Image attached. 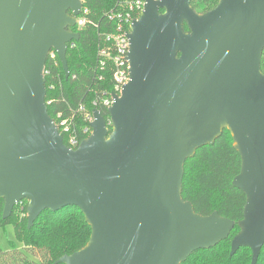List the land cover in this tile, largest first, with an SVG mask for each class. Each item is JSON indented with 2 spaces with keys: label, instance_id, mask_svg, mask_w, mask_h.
<instances>
[{
  "label": "water",
  "instance_id": "95a60500",
  "mask_svg": "<svg viewBox=\"0 0 264 264\" xmlns=\"http://www.w3.org/2000/svg\"><path fill=\"white\" fill-rule=\"evenodd\" d=\"M146 0L130 26L129 82L91 134L63 143L45 102L54 50L65 79L81 0H0L2 219L27 201V227L45 210L78 208L91 234L55 264H182L215 247L235 223L201 216L182 199L185 162L226 130L241 168L232 186L245 205L230 257L256 264L264 246V0ZM163 11V13H160ZM184 26L187 31H184Z\"/></svg>",
  "mask_w": 264,
  "mask_h": 264
},
{
  "label": "trees",
  "instance_id": "16d2710c",
  "mask_svg": "<svg viewBox=\"0 0 264 264\" xmlns=\"http://www.w3.org/2000/svg\"><path fill=\"white\" fill-rule=\"evenodd\" d=\"M84 1L95 23H99L101 15L114 3V0ZM217 2L218 0H193L191 7L197 13H205L212 10ZM100 25L101 22L99 29ZM70 31L77 33L79 38L70 42L67 47L68 78L65 79L58 57L57 64L50 60L45 64L46 105L50 102L47 105L48 115L53 121L59 114L63 119H67L77 112L80 104H83L86 112L92 114L94 110H98L108 123L107 109L100 104L93 105L95 100H102L113 90L109 72L103 73L101 80L94 75L97 29L89 27L77 31L73 28ZM184 31H187L186 26ZM261 72L264 74V51ZM82 126H84L82 116L77 113L73 130L78 145L88 137L81 134ZM66 136L61 133L63 143L67 146ZM240 168V156L233 149L231 136L226 130L213 145L198 149L194 156L185 162L182 199L191 203L196 214L208 216L216 212L219 216L233 221L235 226L227 239L213 248L195 252L182 264L251 263V251L248 248H240L232 257L229 255L231 240L239 232L238 223L243 218L245 205V195L231 184L233 178L239 174ZM3 205L4 202L0 199V227L11 224L23 249L17 250L14 246L7 252L0 249V264H55L54 262L62 256L79 251L89 240L91 229L76 207L66 206L55 212L45 210L32 227L28 228L26 200L16 205L11 216L5 220L2 219ZM36 253H39L38 261L32 259ZM256 264H264V246Z\"/></svg>",
  "mask_w": 264,
  "mask_h": 264
},
{
  "label": "built area",
  "instance_id": "2783aa9c",
  "mask_svg": "<svg viewBox=\"0 0 264 264\" xmlns=\"http://www.w3.org/2000/svg\"><path fill=\"white\" fill-rule=\"evenodd\" d=\"M157 1V0H152ZM146 0H114L113 5L105 11L100 18L99 23L91 18V11L85 6V1L81 0V8L78 16L75 17L74 28L77 31L84 30L89 27L97 29V44L96 57L94 66V75L101 80L102 74L109 72L112 77L113 90L109 96L102 100L93 102V105H102L107 110L114 103V96H120L123 87L129 82V39L130 26L133 21L138 20L144 7ZM99 29V30H98ZM56 52L49 51L47 60L56 63ZM50 102H47V105ZM79 113L82 116L84 126L80 128L81 134L89 136L92 132L90 127L93 121V115L85 111L83 104L77 108V112L70 118L63 119L59 114L53 121L56 125L60 135L61 133L67 136V146L69 148H76L78 145L76 134L73 130L75 115Z\"/></svg>",
  "mask_w": 264,
  "mask_h": 264
},
{
  "label": "rangeland",
  "instance_id": "374dc122",
  "mask_svg": "<svg viewBox=\"0 0 264 264\" xmlns=\"http://www.w3.org/2000/svg\"><path fill=\"white\" fill-rule=\"evenodd\" d=\"M13 246L17 250L23 249V245L17 240L13 226L7 224L4 227H0V249L7 252ZM32 259L38 261L39 253H36L35 257H32Z\"/></svg>",
  "mask_w": 264,
  "mask_h": 264
},
{
  "label": "flooded vegetation",
  "instance_id": "af4514ba",
  "mask_svg": "<svg viewBox=\"0 0 264 264\" xmlns=\"http://www.w3.org/2000/svg\"><path fill=\"white\" fill-rule=\"evenodd\" d=\"M160 13H163V11H160Z\"/></svg>",
  "mask_w": 264,
  "mask_h": 264
}]
</instances>
